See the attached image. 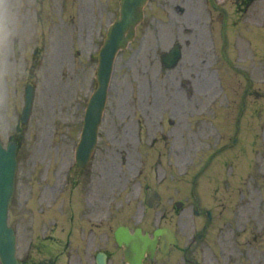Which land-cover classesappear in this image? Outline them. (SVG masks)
<instances>
[{
    "label": "rangeland",
    "instance_id": "374dc122",
    "mask_svg": "<svg viewBox=\"0 0 264 264\" xmlns=\"http://www.w3.org/2000/svg\"><path fill=\"white\" fill-rule=\"evenodd\" d=\"M189 2L151 0L146 7L145 24L136 40L114 62L92 160L94 184L87 187L90 178L76 168L71 181L73 186L75 178L79 180L73 192L82 191L84 203L88 202L84 207L101 210L99 214L110 219L103 223L105 231L123 212L132 214L134 221L143 218L154 221L151 225L172 226L184 245L196 229L190 191H196L194 181L204 183L208 197L202 195L201 206L213 207L217 216L210 239L202 244L208 247L196 254L194 244L190 252L202 264H226L221 253L226 234L224 227L220 231L217 213L223 214L229 192L234 207L247 179L264 178V21L256 23L248 12L234 18L231 59L237 67L233 69L220 58L217 43L211 45L206 29L196 39V16L172 20L173 4ZM260 6L264 11V2ZM117 13L118 0H0V139L5 143L11 136L18 145L10 222L18 231L20 256L29 240L25 236L38 235L32 224L39 208L49 215L67 204L65 173L94 87L95 51ZM174 41L182 44V58L174 68L165 69L159 53ZM242 70L254 85L245 98L238 140L229 146L237 133L235 119L246 87ZM29 82L35 85L32 111L17 130ZM114 134L118 139L111 141ZM210 155L209 167L196 176ZM145 186L162 195L151 208L143 202ZM251 193L256 207L259 197L254 187ZM177 200L184 202L183 208L176 209ZM94 214L96 221L100 215ZM261 216L264 220V207Z\"/></svg>",
    "mask_w": 264,
    "mask_h": 264
},
{
    "label": "flooded vegetation",
    "instance_id": "af4514ba",
    "mask_svg": "<svg viewBox=\"0 0 264 264\" xmlns=\"http://www.w3.org/2000/svg\"><path fill=\"white\" fill-rule=\"evenodd\" d=\"M151 1V0H150ZM187 5L173 4L172 20L185 16L195 19L196 16V39L202 38L203 30L209 29L212 33V24H218L221 40L228 39L231 34L234 18H242L243 13H249L256 22L263 20V9L260 6L263 0H191ZM191 6V10L187 7ZM205 17V18H204ZM227 42L225 43V45ZM224 45V47H225ZM222 49V41H221ZM224 49V48H223ZM249 89L246 90L248 94ZM118 134H114V139H118ZM260 182L247 179L243 185V192L239 202L232 205V192L225 195L226 202V222L223 224L226 237L221 245V253L224 252L226 264H264V220L261 212L264 207V178L260 177ZM99 185V184H95ZM254 187L258 193L256 207L252 206V201L256 196H252L251 189ZM88 197L85 198L86 201ZM99 201L98 199H95ZM81 202L79 207H70L72 199L69 200V207L61 213L54 214V220L39 217L38 226L42 232L35 236L38 244L35 248H29L21 259L22 264H98L102 262V253L106 254L104 264H127L123 255V249L116 240V229L126 226L127 230L122 232L132 235L136 228L140 227L126 213L116 217V225H112L108 230H104L105 219L101 216V210H93L88 206V202ZM90 202V201H89ZM101 204V202L99 201ZM84 204L87 205L84 207ZM94 204V203H93ZM101 206V205H100ZM102 208V207H99ZM97 213L99 218L95 220ZM126 215V216H125ZM202 215V214H201ZM125 216V217H124ZM125 218V219H124ZM200 220H202L200 218ZM206 218L203 223V234L210 237L208 230L211 226ZM104 223V224H103ZM143 233L150 232L143 229ZM154 229L151 230L153 235ZM207 248V247H206ZM203 247L196 246V254ZM35 252V254H33ZM186 250L177 240L175 245H170L163 254L157 246L154 258L148 256L143 264H184ZM161 257V261L154 259ZM64 258V261H62ZM190 262V260H188ZM217 262H219L217 260Z\"/></svg>",
    "mask_w": 264,
    "mask_h": 264
},
{
    "label": "water",
    "instance_id": "95a60500",
    "mask_svg": "<svg viewBox=\"0 0 264 264\" xmlns=\"http://www.w3.org/2000/svg\"><path fill=\"white\" fill-rule=\"evenodd\" d=\"M120 14L107 32L103 47L99 51L96 71L97 88L88 102L81 140L77 148V161L83 163L91 153L97 127L101 118L106 92L111 76L114 55L124 48L134 35L135 25L142 19V7L146 0H119ZM179 57L178 46L168 55L169 64L176 63ZM33 89L29 85L24 95L22 121L30 114ZM17 168L16 146L9 142L5 148L0 141V260L2 264H18L15 258V235L7 225V209L14 191L15 171Z\"/></svg>",
    "mask_w": 264,
    "mask_h": 264
},
{
    "label": "clouds",
    "instance_id": "9594fccd",
    "mask_svg": "<svg viewBox=\"0 0 264 264\" xmlns=\"http://www.w3.org/2000/svg\"><path fill=\"white\" fill-rule=\"evenodd\" d=\"M4 34H5V38H7L8 36V31H7V26L5 25V28H4Z\"/></svg>",
    "mask_w": 264,
    "mask_h": 264
}]
</instances>
